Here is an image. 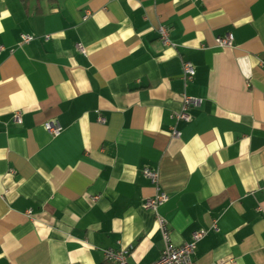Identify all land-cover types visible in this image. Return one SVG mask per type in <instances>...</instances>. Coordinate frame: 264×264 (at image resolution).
Wrapping results in <instances>:
<instances>
[{"label":"crops","instance_id":"obj_1","mask_svg":"<svg viewBox=\"0 0 264 264\" xmlns=\"http://www.w3.org/2000/svg\"><path fill=\"white\" fill-rule=\"evenodd\" d=\"M0 47V264L154 263L160 193L195 264H264V0H0Z\"/></svg>","mask_w":264,"mask_h":264},{"label":"built area","instance_id":"obj_2","mask_svg":"<svg viewBox=\"0 0 264 264\" xmlns=\"http://www.w3.org/2000/svg\"><path fill=\"white\" fill-rule=\"evenodd\" d=\"M160 38L164 45H169V33L165 26L160 27ZM48 38V37H47ZM34 39L33 36L24 34L22 36V41L24 43H28ZM233 41V36L229 34L225 38H218L217 42L220 45L230 46ZM2 47H0V50ZM196 75V69L191 62H184L183 64V77L187 81H191ZM184 101L182 110L175 115L177 120H183L186 122H190L192 120V116L189 112L191 106L198 105L199 100L192 98L190 96L184 95ZM17 121L20 123L21 118L19 115L16 116ZM46 130H48L54 136H57L61 133L62 128L58 122H48L45 125ZM175 135H179V132L176 131ZM144 174L151 178L153 181L158 180V173L156 171H152L149 169L144 170ZM168 200L167 194L160 193L159 195L149 198L145 202V208L148 210H152L156 214L157 223L159 225L163 241L164 248L162 251L161 257L154 263L151 264H195L194 254L197 248V244L207 235L208 230H199L193 233L192 241L187 242L180 247H175L171 243L170 239V230L168 227V221L163 218L159 209L162 205ZM31 215V211L28 212ZM105 260L112 264H130L128 261V252L126 251H114L107 250L105 251Z\"/></svg>","mask_w":264,"mask_h":264}]
</instances>
